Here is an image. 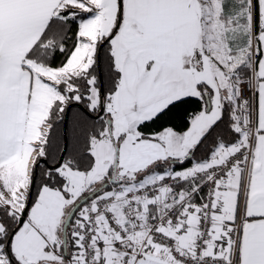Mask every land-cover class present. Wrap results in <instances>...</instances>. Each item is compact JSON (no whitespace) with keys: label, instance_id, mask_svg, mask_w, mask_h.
Instances as JSON below:
<instances>
[{"label":"snow or ice","instance_id":"snow-or-ice-1","mask_svg":"<svg viewBox=\"0 0 264 264\" xmlns=\"http://www.w3.org/2000/svg\"><path fill=\"white\" fill-rule=\"evenodd\" d=\"M0 264H264V0H0Z\"/></svg>","mask_w":264,"mask_h":264}]
</instances>
